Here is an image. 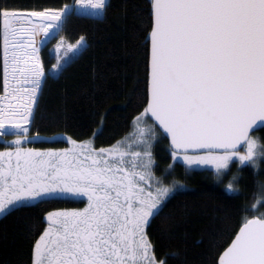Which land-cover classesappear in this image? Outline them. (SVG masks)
Instances as JSON below:
<instances>
[{"label":"trees","instance_id":"16d2710c","mask_svg":"<svg viewBox=\"0 0 264 264\" xmlns=\"http://www.w3.org/2000/svg\"><path fill=\"white\" fill-rule=\"evenodd\" d=\"M74 2L0 0V93L4 86L3 13L62 10ZM152 27V0H108L99 15L77 9L68 13L56 36L40 50L45 78L26 136L33 140L32 148L38 152L47 151L41 148L67 145L62 139L43 138L53 136L75 141L92 138L97 148L108 147L129 137L135 129L136 116L145 112L159 134L151 171L159 176L157 183L180 188L175 189L148 221L145 220L146 209L141 207L145 211L139 221L143 248L151 244L156 260L163 264H218L221 252L241 225L264 212V200L260 201L264 195V161L251 160L242 165L234 162L223 173L187 169L181 162L169 167L175 152L146 112ZM73 46L79 50L75 52ZM142 120L139 119L135 127ZM258 133L264 140V128L254 134ZM4 147L15 153L12 147L0 143V148ZM46 154L61 158L57 153ZM71 156L73 160L81 157L78 153ZM82 164L79 159L73 167ZM135 171L140 177H134V185L138 184L140 189L142 185L145 192L143 187L150 184L149 176L145 171ZM124 186L117 190L119 198L127 189ZM58 190L60 187L55 185L43 196H52L55 192L53 195L63 194ZM60 197L20 204L0 216V264H41L47 243L39 253L38 263L35 254L41 246L39 241L49 229V213L65 211L67 217L77 214L73 210H56L71 204ZM16 198L20 197L13 196L5 208L28 196L18 201ZM113 204L110 239L124 232L123 225L127 221L119 203L114 201ZM67 217L64 221L73 223ZM73 220L79 229L80 217Z\"/></svg>","mask_w":264,"mask_h":264},{"label":"water","instance_id":"95a60500","mask_svg":"<svg viewBox=\"0 0 264 264\" xmlns=\"http://www.w3.org/2000/svg\"><path fill=\"white\" fill-rule=\"evenodd\" d=\"M55 10L41 21L62 26ZM152 15L148 116L175 152L241 150L264 128V0H152ZM218 264H264V217Z\"/></svg>","mask_w":264,"mask_h":264},{"label":"rangeland","instance_id":"374dc122","mask_svg":"<svg viewBox=\"0 0 264 264\" xmlns=\"http://www.w3.org/2000/svg\"><path fill=\"white\" fill-rule=\"evenodd\" d=\"M105 3L106 0H75V5H68L62 10H55L52 14L61 16L63 21L68 13L76 9L99 15ZM24 12H27V15ZM41 14L39 11H18V13L6 17L7 25L3 28L4 86L3 92L0 93V132L26 133L29 131V125L45 78L40 50L44 44L56 36L61 27L57 23L41 21ZM31 15L35 16L31 18ZM72 50L77 52L79 48L73 46ZM141 118L143 119V127L142 121H139L135 127L136 122ZM140 126L141 129H139ZM134 128L129 137L127 135V138H123L114 145L100 148L94 145L92 138L75 141L64 136L43 137L48 140L62 139L67 142V145L62 148H59L60 146L41 148L47 150L43 152L57 153V155L60 153L64 155L78 153L81 155L80 159L83 164L76 168L73 167L74 171L72 172V166H70L72 164L69 163V158L60 156L63 166H60L62 169L58 178L60 185L57 186L61 189L58 192H63V194L53 195L57 192V190H53L56 192L52 196H43L45 193L38 191L26 198L31 200L23 199L21 202L10 204L7 209H4L5 211L0 210L1 216L17 205L34 203L46 197L61 196L60 198L68 199L71 202V204L61 206L56 210H66L67 212L73 210L77 214L67 217L65 211H54L55 209L52 210L54 212L49 213L47 225V227L50 225L49 229L46 228V232L39 241L41 246L40 248L38 246L35 254L37 263L41 249L51 239L58 236L59 225L67 221H64L66 217L71 219L75 225L74 231L77 234L78 244L83 243L84 238L101 240L102 235L97 232L96 228L107 226V217L104 214L109 208L108 202L114 201L113 198L119 199L117 190L121 189L125 185L124 183H128L124 186L127 188L128 196L146 209L145 220L147 221L159 210L175 189L180 188L178 185L170 187L165 183H157L159 176L155 171H151L154 164V145L159 139V134L154 124L146 118L145 112L136 116ZM7 149V147L0 148V166L3 163H9V159L14 154V151L10 152ZM251 160L258 161V163L264 161V140L260 133L252 134L245 147L238 151L173 153L172 163L169 164V167L175 162H181L187 169H212L218 173H223L234 162L242 165ZM1 169L0 167V174ZM135 170L145 171L149 176L150 184L147 183L143 187L145 192L142 191V185L141 189L138 184L134 185V177H140V173H136ZM32 173L33 169L27 170L22 178L18 179L19 177L15 176V179L18 183H22L23 179ZM144 176L141 175V177ZM183 187L185 185H181V188ZM229 188L232 189L233 186L231 185ZM18 200L21 199H15V201ZM262 200H264V195L260 201ZM77 216L81 220L79 229L77 222L73 220ZM258 216L264 217V212ZM144 238L147 239V237ZM71 255L57 259L54 263L83 264L80 257L73 260ZM89 264H93L92 261Z\"/></svg>","mask_w":264,"mask_h":264},{"label":"flooded vegetation","instance_id":"af4514ba","mask_svg":"<svg viewBox=\"0 0 264 264\" xmlns=\"http://www.w3.org/2000/svg\"><path fill=\"white\" fill-rule=\"evenodd\" d=\"M26 135H28L27 132H0V143L15 150L12 160L0 166L2 168L0 174V210L7 207L13 196L26 198L37 191L48 194L51 188L58 185V178L62 170L60 166H63L61 158L58 160L53 154L34 150L32 148L33 140L28 139ZM58 156L69 158V163L72 164L70 165L72 172L74 171L73 164L80 159L74 157L73 160L71 155H64L63 153L58 154ZM32 169L33 173L23 179L22 183L16 181L15 176L20 179L27 170ZM121 196V198H113V200L119 203L121 212L127 219L123 225L124 232L121 231L114 239H110L112 220L110 214H114L115 211H112L114 201H109V208L104 214L107 217V226L96 228L97 232L102 235L101 240L84 238V242L78 244L73 223L66 221L59 225L58 236L51 239L45 246L41 264H51L57 259L69 256V254H72L73 260L80 257L83 264H89L90 261L93 264H160L152 249L150 247L144 249L140 240L139 221L145 216V211L143 212L141 205L128 196L127 190Z\"/></svg>","mask_w":264,"mask_h":264},{"label":"bare ground","instance_id":"6f19581e","mask_svg":"<svg viewBox=\"0 0 264 264\" xmlns=\"http://www.w3.org/2000/svg\"><path fill=\"white\" fill-rule=\"evenodd\" d=\"M26 15H27V13H25ZM24 15V14H23ZM35 15H31L30 17L32 18V17H34Z\"/></svg>","mask_w":264,"mask_h":264}]
</instances>
